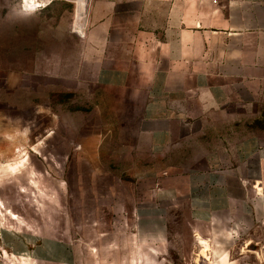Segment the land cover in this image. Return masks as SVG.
<instances>
[{"label": "crops", "instance_id": "obj_1", "mask_svg": "<svg viewBox=\"0 0 264 264\" xmlns=\"http://www.w3.org/2000/svg\"><path fill=\"white\" fill-rule=\"evenodd\" d=\"M3 10L15 15L0 17V138H22L25 113L53 114L56 73L98 89L95 160L133 171L130 216L136 241L149 246L144 264H161L181 214L205 264H264V131L246 129L262 120L250 108L264 105V0H92L79 17L88 32L58 70L48 44L39 52L42 9L13 0L0 1ZM77 260L66 240L0 224V264Z\"/></svg>", "mask_w": 264, "mask_h": 264}, {"label": "rangeland", "instance_id": "obj_2", "mask_svg": "<svg viewBox=\"0 0 264 264\" xmlns=\"http://www.w3.org/2000/svg\"><path fill=\"white\" fill-rule=\"evenodd\" d=\"M91 4L89 0L88 17ZM9 12L14 17L13 10L0 11V17ZM36 17L49 19V25L39 26V52L46 55L48 44L58 70L62 55L79 49L89 29V18L86 25L81 23L76 0H54ZM75 26L79 30L86 26L85 33L76 32ZM27 28L23 27L24 31ZM47 31L49 35L54 32L52 44L46 42ZM39 80L46 82V77L40 76ZM55 84L53 114L50 107L48 113L45 107L38 115L25 113L18 123L23 129L22 138H0V224L39 238L72 243L76 264H144L149 246L136 241L130 216L133 171L106 169L103 166H110L109 159L105 163L95 160L99 139L94 138L93 131L102 127L93 108L100 91L77 85L57 73ZM244 98L249 101L252 97L247 94ZM236 102L234 109L240 111V117L248 116ZM251 107L252 115L255 108L261 110L262 120L247 122L246 129L264 131V105ZM79 110L87 113L78 115ZM104 124L105 128H113ZM135 125L129 123L128 131L133 132ZM51 131L54 133L47 135ZM103 141L122 140L107 137ZM82 150L87 154L83 155ZM193 228L195 225L182 214L172 220L166 248L161 250V264H205L207 256L204 253L200 258L201 247L191 236Z\"/></svg>", "mask_w": 264, "mask_h": 264}, {"label": "built area", "instance_id": "obj_3", "mask_svg": "<svg viewBox=\"0 0 264 264\" xmlns=\"http://www.w3.org/2000/svg\"><path fill=\"white\" fill-rule=\"evenodd\" d=\"M54 0H20L21 7L25 10H41L48 7Z\"/></svg>", "mask_w": 264, "mask_h": 264}, {"label": "bare ground", "instance_id": "obj_4", "mask_svg": "<svg viewBox=\"0 0 264 264\" xmlns=\"http://www.w3.org/2000/svg\"><path fill=\"white\" fill-rule=\"evenodd\" d=\"M76 1H77V13L82 15V17H87L89 0H76Z\"/></svg>", "mask_w": 264, "mask_h": 264}]
</instances>
